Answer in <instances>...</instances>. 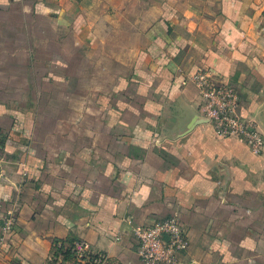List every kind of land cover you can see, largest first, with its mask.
Masks as SVG:
<instances>
[{
	"label": "crops",
	"instance_id": "1",
	"mask_svg": "<svg viewBox=\"0 0 264 264\" xmlns=\"http://www.w3.org/2000/svg\"><path fill=\"white\" fill-rule=\"evenodd\" d=\"M263 11L261 0H0L9 26L60 32L0 86V214L15 218L1 264H53L70 239L104 264H142L134 229L173 216L189 238L179 264H264V148L216 136L193 80L202 68L230 78L264 134ZM6 33L11 55L33 47L30 33Z\"/></svg>",
	"mask_w": 264,
	"mask_h": 264
},
{
	"label": "built area",
	"instance_id": "2",
	"mask_svg": "<svg viewBox=\"0 0 264 264\" xmlns=\"http://www.w3.org/2000/svg\"><path fill=\"white\" fill-rule=\"evenodd\" d=\"M77 2L82 0H75ZM193 80L200 91L199 109L213 126L219 138H237L255 152L264 148V134L258 123L240 112L241 98L232 80L210 68L199 69ZM3 135L0 131V150ZM4 159L0 155V164ZM15 218L12 213L0 214V264L12 234ZM138 255L142 264H179V257L189 248V238L177 216L134 229ZM76 258L66 264H104L106 256L92 252L84 240L74 243Z\"/></svg>",
	"mask_w": 264,
	"mask_h": 264
},
{
	"label": "rangeland",
	"instance_id": "3",
	"mask_svg": "<svg viewBox=\"0 0 264 264\" xmlns=\"http://www.w3.org/2000/svg\"><path fill=\"white\" fill-rule=\"evenodd\" d=\"M261 2L264 4V0H261ZM3 15H6V14L3 12H0V37H6L5 38L6 40H3V41L0 40V48H1L0 49V86H2L1 85L2 82L8 83L9 81H16V80L18 81L19 80L18 79L19 74L24 75L22 73L23 69L14 70L15 69L14 66L19 68L22 65L29 64L30 62L29 63H26V62H27V58L31 57L30 55L33 52L32 50H35L34 55H36L39 53L36 51H42V50L47 51L48 48L50 47V45L51 46L52 45L57 46V42H58L57 35L60 36V32L55 25L54 26L50 25V29H47V25H45L43 23H41V24L29 23L27 25L14 24L13 26H9L6 22V19H4L5 17H1ZM12 19L13 20L18 19L17 14L13 15L11 20ZM9 29H12V32L14 33V35H20V34H24V33L29 34L30 33L32 36L33 47L29 51H26L27 48H21L20 50H18L15 53L17 58L13 57V55H15L14 53L11 55L8 51H6L8 47H12L11 42H9V40H7L8 35H6L7 34L6 32ZM17 44H21V43H17ZM14 45H16V44H14ZM9 55H11V57ZM34 57L32 59L36 60L37 58L34 59ZM47 61L49 62L51 60L47 58ZM20 70H21V72H20ZM14 72H17V74ZM1 91H3V90H1Z\"/></svg>",
	"mask_w": 264,
	"mask_h": 264
},
{
	"label": "trees",
	"instance_id": "4",
	"mask_svg": "<svg viewBox=\"0 0 264 264\" xmlns=\"http://www.w3.org/2000/svg\"><path fill=\"white\" fill-rule=\"evenodd\" d=\"M77 239H70L68 241H57L55 244V250L52 257L53 264H65L69 261H73L76 258V251L74 243Z\"/></svg>",
	"mask_w": 264,
	"mask_h": 264
}]
</instances>
